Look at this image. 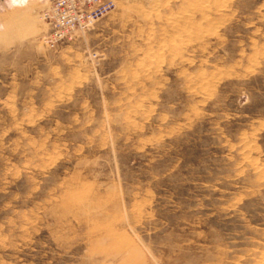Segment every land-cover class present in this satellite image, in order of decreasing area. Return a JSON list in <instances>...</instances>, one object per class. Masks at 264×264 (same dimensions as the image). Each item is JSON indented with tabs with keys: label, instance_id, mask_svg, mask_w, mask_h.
<instances>
[{
	"label": "rangeland",
	"instance_id": "rangeland-1",
	"mask_svg": "<svg viewBox=\"0 0 264 264\" xmlns=\"http://www.w3.org/2000/svg\"><path fill=\"white\" fill-rule=\"evenodd\" d=\"M46 1L0 0V264H264V0H114L56 49Z\"/></svg>",
	"mask_w": 264,
	"mask_h": 264
},
{
	"label": "built area",
	"instance_id": "built-area-1",
	"mask_svg": "<svg viewBox=\"0 0 264 264\" xmlns=\"http://www.w3.org/2000/svg\"><path fill=\"white\" fill-rule=\"evenodd\" d=\"M114 5V0H47L40 16L46 27L41 36L43 45L56 49L78 31L90 27Z\"/></svg>",
	"mask_w": 264,
	"mask_h": 264
},
{
	"label": "bare ground",
	"instance_id": "bare-ground-1",
	"mask_svg": "<svg viewBox=\"0 0 264 264\" xmlns=\"http://www.w3.org/2000/svg\"><path fill=\"white\" fill-rule=\"evenodd\" d=\"M45 0H5V4L9 8H24L26 11H33L38 4H42ZM24 11V12H26ZM30 14V12H29ZM6 19V18H5ZM5 21V20H4ZM3 21V22H4ZM8 21V20H6ZM10 21V20H9ZM8 21V22H9ZM4 24V23H3ZM6 24H8L6 22ZM8 26V25H7ZM11 29V28H10Z\"/></svg>",
	"mask_w": 264,
	"mask_h": 264
}]
</instances>
